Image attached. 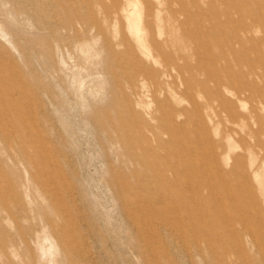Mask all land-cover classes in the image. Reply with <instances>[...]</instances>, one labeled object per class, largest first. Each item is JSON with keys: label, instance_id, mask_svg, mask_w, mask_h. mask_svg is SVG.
I'll list each match as a JSON object with an SVG mask.
<instances>
[{"label": "rangeland", "instance_id": "1", "mask_svg": "<svg viewBox=\"0 0 264 264\" xmlns=\"http://www.w3.org/2000/svg\"><path fill=\"white\" fill-rule=\"evenodd\" d=\"M263 101L264 0H0V264H264Z\"/></svg>", "mask_w": 264, "mask_h": 264}, {"label": "bare ground", "instance_id": "2", "mask_svg": "<svg viewBox=\"0 0 264 264\" xmlns=\"http://www.w3.org/2000/svg\"><path fill=\"white\" fill-rule=\"evenodd\" d=\"M129 13V12H128ZM135 23H136V20L134 21ZM136 31V34H137V36H138V39H139V42H140V46H142V47H144V43H143V39L141 38L142 37V35H140V30H138V29H135ZM160 32V31H159ZM161 34V33H160ZM161 35H163V34H161ZM150 40V39H149ZM151 43V42H150ZM157 44V43H156ZM161 44V43H160ZM151 45H153V43L151 44ZM146 48V47H145ZM160 48V47H159ZM158 48V49H159ZM148 51V50H147ZM149 56V55H148ZM144 57H145V55H144ZM146 57H147V54H146ZM148 59V58H147ZM258 75V74H257ZM255 78V77H254ZM237 99H238V97H237ZM264 102V101H263ZM263 102H262V104H263ZM211 106H213V105H211ZM221 106V105H220ZM222 107V106H221ZM264 107V106H263ZM250 108V107H249ZM195 109V108H194ZM213 109H214V107H213ZM226 109V108H225ZM222 110V109H221ZM227 110V109H226ZM251 111V110H250ZM220 112V111H219ZM222 112H224V111H222ZM221 112V113H222ZM256 112V111H255ZM259 112V111H258ZM251 113V112H250ZM254 113V112H253ZM216 114V113H215ZM220 114V113H219ZM217 115V114H216ZM226 115H228V118L227 119H229L228 121L230 122V123H232V124H235L236 126L238 125V127H237V132H241L242 134H243V136H242V143H243V145L242 146H238L237 144H236V142L233 140V138H232V131H230L229 132V137H230V145H229V148L230 149H232L233 148V146H235L236 147V145H237V147H239V149H242V151H243V157L244 156H246V158H248L250 161H247V162H249V165H250V167H249V170H248V173H246V174H244L245 176V178H243L242 177V179H243V182L241 183V181H240V178L241 177H239V178H237V176L235 177V180L237 181V183L236 184H238V186H241V184L244 186V189H245V191L241 194V199H242V204H244L245 206H251V204H253L254 206H257L258 207V209L260 210V211H263L264 212V208H262V204H264V173H262L264 170H263V168H264V166L262 167V172H259V166H256L255 165V161H253V160H251V157H253L254 155H257V153H259V154H261V153H264V122H261L260 121V119H255L254 120V123L256 124V127L255 128H253V126L250 124V123H248V122H245V120L242 122V124L241 125H239V122H238V120L236 119V117L235 116H233L231 113H228V114H226ZM243 115V117H244V114H242ZM218 116V115H217ZM258 116V115H257ZM220 117V116H219ZM201 118V117H200ZM246 118H247V116H246ZM244 119V118H243ZM221 120V119H220ZM208 121H211V120H208ZM247 121V120H246ZM212 122V121H211ZM210 123V122H209ZM212 124V123H211ZM210 124V125H211ZM205 125V124H204ZM206 127V126H205ZM215 128H217V127H215ZM214 128V129H215ZM208 129V128H207ZM213 129V130H214ZM204 130H205V128H204ZM216 130V129H215ZM215 130L213 131V132H215ZM212 132V133H213ZM222 132H226V131H222ZM205 133H207V132H205ZM210 133V132H209ZM218 134V133H217ZM216 135V134H215ZM213 136H214V133H213ZM217 136V135H216ZM228 137V136H227ZM241 138V137H240ZM208 140H210V139H208ZM211 143H212V141H211ZM220 144V143H219ZM221 145V144H220ZM240 145V144H239ZM191 146V145H190ZM208 146V145H207ZM209 146H210V143H209ZM215 146V145H214ZM223 146V145H222ZM207 148V147H206ZM223 148H224V146H223ZM222 148V149H223ZM207 150V149H206ZM209 150V149H208ZM211 150H213V153H210V151L207 153L208 155H207V158H206V160H205V164H208V165H210L211 166V164H214V162H216V158H217V152L216 153H214L215 152V147H213ZM219 150V149H218ZM222 152V151H221ZM239 156H240V153L238 154ZM226 156V155H225ZM227 156H228V154H227ZM260 156V155H259ZM263 156V155H262ZM261 157V156H260ZM259 157V158H260ZM184 158V157H183ZM234 158V157H233ZM236 158V157H235ZM179 159H181L182 160V162H185L186 160H184V159H182V157H179ZM227 159V158H226ZM230 159V158H229ZM239 159H241V158H239ZM258 159V158H257ZM223 160V159H222ZM237 160V159H236ZM261 160H262V157H261ZM241 161H243V160H241ZM245 161V160H244ZM219 162V161H218ZM222 162H225V161H222ZM229 162V161H228ZM228 162H226V163H228ZM246 162V163H247ZM234 163V162H233ZM242 163V162H241ZM240 163V164H241ZM244 163V162H243ZM224 164V163H223ZM248 164V163H247ZM220 165V164H219ZM227 165H229V164H227ZM230 165L232 166V164L230 163ZM243 165V164H242ZM245 165V164H244ZM259 165V164H258ZM215 166H216V163H215ZM206 167H208V166H206ZM219 167V166H218ZM239 167H241V166H239ZM239 167H238V169H239ZM210 168V167H209ZM209 168H207L208 170H210ZM217 168V167H216ZM245 168H246V166H245ZM218 169V168H217ZM243 169H244V167H243ZM236 170H237V168H236ZM221 170H217V173H218V177H220L219 178V183H218V185H221V187H223V189H228V185H230L229 184V182H226V181H224L223 179H224V177H223V179H222V174H221V172H220ZM229 171H231V170H229ZM245 171H247V168H246V170ZM210 172V171H209ZM229 173V172H228ZM231 173V172H230ZM233 173V172H232ZM244 173V172H243ZM210 174H211V172H210ZM240 174V173H239ZM234 175V174H233ZM207 176V175H206ZM228 176H229V174H228ZM250 176H252L253 178H255V180H256V182H258V188L257 187H253L252 185H251V183H250V181H249V177ZM230 177V176H229ZM228 177V178H229ZM209 180L211 179V177H209L208 178ZM230 179V178H229ZM211 180H213V178L211 179ZM232 181V180H231ZM210 182V181H209ZM213 182H215L214 180H213ZM252 182V181H251ZM232 183V182H231ZM208 185H206V188L208 189V191L213 195L214 194V192H216V190H214V192H213V189L214 188H216L215 186H216V184H209V183H207ZM234 185V184H233ZM257 186V185H256ZM218 187V186H217ZM219 188V187H218ZM218 190V189H217ZM209 192H207V193H209ZM257 194L259 195V197H260V199H259V197L257 196ZM209 196V195H208ZM211 197H213V196H211ZM209 198V197H208ZM219 198V197H218ZM225 198L226 199H228V200H233V196L232 195H227V196H225ZM216 200H217V198H216ZM224 199L222 200L221 199V201L218 203V205L220 204L222 207H223V203H224ZM211 205H213L212 203H210ZM211 207V206H210ZM209 207V208H210ZM215 207H217V206H215ZM220 208V207H219ZM215 209V208H214ZM218 209V208H217ZM222 209V208H221ZM207 211V210H206ZM217 212V211H216ZM262 212V213H263ZM207 213V212H206ZM244 213V212H243ZM211 214V211L209 212L208 211V215L209 216H211L210 215ZM234 214L239 218V220L241 221L240 222V224H242V223H245V220H244V218H242V216L241 215H239V214H236L235 212H234ZM233 214V215H234ZM219 215H220V217H221V219L223 220V221H225V222H227L228 224H230L229 222H231L230 221V219H225V213H223L222 211H219ZM234 215V216H235ZM263 215H264V213H263ZM233 216V218H235ZM232 221H233V219H232ZM234 223V222H233Z\"/></svg>", "mask_w": 264, "mask_h": 264}]
</instances>
